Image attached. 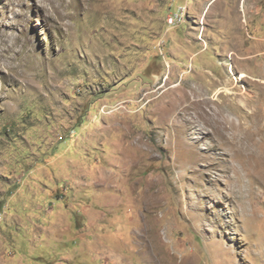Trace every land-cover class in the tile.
<instances>
[{
	"label": "rangeland",
	"instance_id": "374dc122",
	"mask_svg": "<svg viewBox=\"0 0 264 264\" xmlns=\"http://www.w3.org/2000/svg\"><path fill=\"white\" fill-rule=\"evenodd\" d=\"M252 1L0 0V264H264Z\"/></svg>",
	"mask_w": 264,
	"mask_h": 264
},
{
	"label": "crops",
	"instance_id": "0c3cea01",
	"mask_svg": "<svg viewBox=\"0 0 264 264\" xmlns=\"http://www.w3.org/2000/svg\"><path fill=\"white\" fill-rule=\"evenodd\" d=\"M248 15V20H251L253 25L252 30L257 32L252 40L250 39L251 44L264 46V0L252 1L248 9ZM236 42L240 41L237 39ZM261 53H264V50Z\"/></svg>",
	"mask_w": 264,
	"mask_h": 264
},
{
	"label": "bare ground",
	"instance_id": "6f19581e",
	"mask_svg": "<svg viewBox=\"0 0 264 264\" xmlns=\"http://www.w3.org/2000/svg\"><path fill=\"white\" fill-rule=\"evenodd\" d=\"M229 72H230V71H229ZM244 76H245L244 73H240V74H238L236 77L239 79V78H242V77H244ZM225 91H228V92H226V93H231V92L229 91L228 88H226ZM221 92H223V90H222V89H219V93H221ZM210 118L214 121V124L217 125V128H224V127H223V126H224V120L231 122V120L228 119L227 116H226V119L224 118V120H220V117H218L216 114H215V117H212V114H211V115H210ZM231 128H232V126H231ZM217 130H218V129H217Z\"/></svg>",
	"mask_w": 264,
	"mask_h": 264
},
{
	"label": "built area",
	"instance_id": "2783aa9c",
	"mask_svg": "<svg viewBox=\"0 0 264 264\" xmlns=\"http://www.w3.org/2000/svg\"><path fill=\"white\" fill-rule=\"evenodd\" d=\"M181 9L182 8H180V12L175 17H170V23H172L174 20H176L175 18H177V19L182 18L183 13H182Z\"/></svg>",
	"mask_w": 264,
	"mask_h": 264
}]
</instances>
